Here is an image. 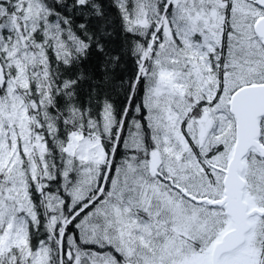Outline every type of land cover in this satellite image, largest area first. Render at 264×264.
Returning <instances> with one entry per match:
<instances>
[{
	"label": "snow or ice",
	"instance_id": "1",
	"mask_svg": "<svg viewBox=\"0 0 264 264\" xmlns=\"http://www.w3.org/2000/svg\"><path fill=\"white\" fill-rule=\"evenodd\" d=\"M0 264H264V0H0Z\"/></svg>",
	"mask_w": 264,
	"mask_h": 264
}]
</instances>
